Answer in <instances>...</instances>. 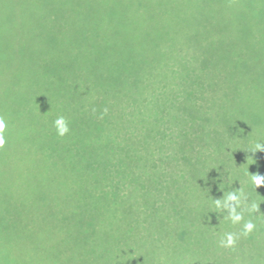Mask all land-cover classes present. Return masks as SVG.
<instances>
[{
    "label": "trees",
    "instance_id": "1",
    "mask_svg": "<svg viewBox=\"0 0 264 264\" xmlns=\"http://www.w3.org/2000/svg\"><path fill=\"white\" fill-rule=\"evenodd\" d=\"M0 117V264H264V0H0Z\"/></svg>",
    "mask_w": 264,
    "mask_h": 264
},
{
    "label": "clouds",
    "instance_id": "2",
    "mask_svg": "<svg viewBox=\"0 0 264 264\" xmlns=\"http://www.w3.org/2000/svg\"><path fill=\"white\" fill-rule=\"evenodd\" d=\"M91 110L94 114L97 112L95 107ZM107 113L108 108L105 107L99 113V118L103 119ZM53 124L56 129V134L59 137H64L70 132L69 123L63 116H58ZM6 127V121L3 117H0V148H3L6 143L4 135ZM251 151L253 153L256 151H264V141L258 140ZM247 173L250 178V183L254 186L255 191L258 187L264 185V175L259 173L250 174L248 169ZM232 181L233 180L230 179L229 184ZM212 204L216 210L225 214L224 218L230 220L232 224H240L243 221V227L239 233L228 232L220 239L219 245L221 247L234 249L241 236L247 237L256 230V223L252 219L245 220V213H248L249 216L257 213L259 211V204L250 201V198L243 187L237 190L225 191L222 198L212 199Z\"/></svg>",
    "mask_w": 264,
    "mask_h": 264
}]
</instances>
